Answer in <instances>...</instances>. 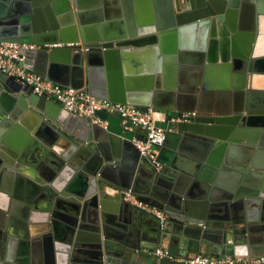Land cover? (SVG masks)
Listing matches in <instances>:
<instances>
[{"label":"water","instance_id":"obj_1","mask_svg":"<svg viewBox=\"0 0 264 264\" xmlns=\"http://www.w3.org/2000/svg\"><path fill=\"white\" fill-rule=\"evenodd\" d=\"M110 1L119 8L122 2L121 20L105 17L104 7ZM127 1L0 0V42L38 46L26 52L21 64L26 70L62 89L144 112L163 110L169 117L197 113L190 122L155 123L165 133L162 146L155 148L157 161L164 166L157 171L132 144L144 136L124 129L118 115L98 112L107 126L95 125L67 111L59 101L33 93L30 86L0 69V188L5 175L6 191L11 193L16 183L30 190L37 178L35 168L44 164L54 168L49 176L60 183L70 181L69 193L77 201L72 218L53 212L52 218L46 214L32 229L46 241L54 239L53 248L61 251L56 253L58 264L112 263L108 253L116 236L110 219L126 225L139 210L123 200L125 193L163 213L168 226L177 223L196 227L198 233L203 227L213 231L215 207L237 203L241 194L224 191L222 204L211 195L197 200L193 190L195 181L204 180L201 167L224 169L230 164L227 148L240 139L255 144L261 136L259 145L264 149V108L255 105L262 101L264 106V0H202L201 4L162 0L156 21L148 24L130 20ZM215 68L224 72L218 91L208 78ZM211 92L222 96L228 92L234 103L216 110L205 107ZM238 125L252 130L241 134ZM198 140L203 143L200 147L195 146ZM216 149L217 162L211 157ZM184 154L195 164L188 173L180 163ZM248 166L250 171L258 168L253 162L240 171L248 174ZM247 184L250 191L241 203L264 211V187L254 181ZM41 187L51 191L47 185ZM109 189L118 193L111 195ZM57 190L63 197L68 195L65 186ZM198 205L207 207L199 212ZM58 219L71 226L64 239L54 233ZM84 221L90 232L85 237L80 224ZM1 228L6 231L8 226ZM4 231L1 250L14 242ZM83 241L86 244H79ZM217 243L224 256L264 255V219L256 228L244 227L239 242ZM202 244L199 251L211 253L213 247ZM81 246L87 250L81 252Z\"/></svg>","mask_w":264,"mask_h":264},{"label":"crops","instance_id":"obj_2","mask_svg":"<svg viewBox=\"0 0 264 264\" xmlns=\"http://www.w3.org/2000/svg\"><path fill=\"white\" fill-rule=\"evenodd\" d=\"M201 1L196 0L198 4H201ZM120 4L119 8L118 4L114 1L107 2L104 7L105 17L113 21L121 20L119 12L124 11V6L122 2ZM162 4H164L162 0H128L127 5L130 20L142 24L156 21V11L162 10ZM183 5L185 4L183 3ZM215 69L216 71L211 72L208 78H210L212 85L215 84V91H218V83L222 82L223 78L221 77H223L224 72L222 68ZM211 93L208 98L205 97V101L208 103L205 107L208 106V108L216 110L218 107L224 106L225 108H230L234 103V100H230L231 97L227 94L228 92H226L225 96L220 95L218 92ZM259 99L263 98L259 97ZM261 103L262 101L257 102V104L255 103L256 107L259 109L264 108ZM242 116H246L245 113ZM240 125L238 127H241V134L245 130H252L248 126L243 128ZM136 134L139 136V132H136ZM260 141H262L261 136L260 140L256 141L255 144H250L245 139H240L234 146L230 144V147L225 152L226 160L228 159L230 164L223 167L224 169H217L214 166L201 167L204 180L195 181L193 190V195L197 197V200L211 195L215 198H220L222 204L224 203L222 200L224 191H231L232 194H241V197L236 201L237 203L230 202L215 207L214 219L212 221L217 225H212L213 231L205 230L203 227L201 233H198L196 232L198 230L196 227L181 226L177 223H173L171 226L167 224L162 225L158 219H154L150 214L139 210H135L136 213L133 214L130 222H127L126 225L122 220H113L114 216L108 215V217L113 218L110 219V225H112L111 227L114 229L113 233L116 236V239L113 240L111 253H108L112 260L111 264H174L169 261L158 260L144 253V250H155L158 248L169 250L177 256L203 253L224 257V252L221 250L217 240L231 242L236 239L239 242L240 234L244 227L251 226L256 228L261 225L264 219V211L258 209L255 204L251 207H246V205L241 203V201L246 199V192L250 191V187L247 184L248 181H254V183L264 187V149H260ZM197 142L198 144L195 146L200 147L203 144L200 140ZM211 157L213 161L217 162L219 158L217 149L211 151ZM179 158L185 172L188 173L193 168V165H195L194 161H191L192 158L187 154L180 155ZM51 162L53 163V161ZM253 162L258 165V168L251 169L250 171L248 166V174L240 171V169L245 168L246 165H250ZM54 166L56 167V165ZM35 169L37 178L33 179L34 181L31 180L35 186L30 188V190L26 184L20 183L16 185V183L13 185L14 190L10 193V191H6L5 175L1 179L5 190L0 188V235L4 231V228L2 229L1 227L8 226L9 230L7 229V232H4L8 235V239L10 238L9 241L14 240V242L9 243L10 245L3 246L4 249H0V263L2 264H58L59 262V256L56 257V253L60 254L61 251L56 250L55 246V249L53 248V245L56 244L54 239L50 242L46 241L43 235L34 234L32 229L45 218L46 214L52 218L53 212L63 219L72 218L71 213H73V209L74 212L77 209V201L69 193V190H72L68 186L70 181L65 180L64 183H60V179H57L56 176H49L55 172L53 171L54 168L41 164ZM48 172L52 173L48 174ZM249 172L251 173L249 174ZM9 184L10 181L8 182V186ZM42 184L47 185L51 191L44 190V187H41ZM190 185L188 188H190ZM60 186H65L66 190H63V192L65 191L68 195L63 197L59 193L61 191L57 189ZM206 207L205 205H198L195 210L200 212ZM99 219L101 221L100 213ZM57 224L59 226L56 225V228H54L55 236L62 239L68 237L71 230L70 223L58 219ZM80 224L83 225L81 233L84 237L89 236L88 221L81 222ZM124 226H126V229L123 228ZM220 231L223 233H219ZM253 234L259 235L260 232ZM1 241L3 242V240L0 239V244ZM203 241L209 243L210 248L213 247L211 253H206L205 251L207 250L203 249L199 251L201 247H204ZM79 244L86 243L83 241ZM73 249L75 250L74 247ZM86 250L82 246L80 247L81 252ZM63 255L65 256V254ZM68 258H70L69 254Z\"/></svg>","mask_w":264,"mask_h":264},{"label":"built area","instance_id":"obj_3","mask_svg":"<svg viewBox=\"0 0 264 264\" xmlns=\"http://www.w3.org/2000/svg\"><path fill=\"white\" fill-rule=\"evenodd\" d=\"M35 49H38V46L15 42H0V69L9 76L15 77L21 83L30 86L33 93L45 95L53 101H59L64 109L90 120L95 125L107 126V122L102 121L97 116L98 112L118 115L122 119L124 129L139 132V136H144V140H132V144L140 155L149 160L151 164H155L157 171L163 170L164 166L157 161L159 153L155 148L162 146L165 133L162 127H155V123L166 120L170 123L190 122L197 117V113L183 112L180 115L172 114L169 117V114L163 110L149 109L144 112L135 106L112 103L90 97L72 89H62L60 86L22 67L21 64L24 61L26 52ZM108 192L111 195L118 193L111 189ZM123 200L143 212L152 214L162 225L168 220L155 207L139 201L132 194L125 193ZM144 253L158 260H165L174 264H264V255H227L219 257L197 253L195 255L177 256L162 248L144 250Z\"/></svg>","mask_w":264,"mask_h":264},{"label":"flooded vegetation","instance_id":"obj_4","mask_svg":"<svg viewBox=\"0 0 264 264\" xmlns=\"http://www.w3.org/2000/svg\"><path fill=\"white\" fill-rule=\"evenodd\" d=\"M2 166H3V165L0 164V167H1V168H2ZM3 185H4V183H2V187H1L2 190H4V189H3Z\"/></svg>","mask_w":264,"mask_h":264}]
</instances>
